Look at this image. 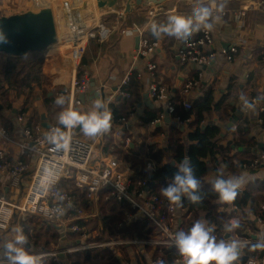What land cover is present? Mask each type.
Instances as JSON below:
<instances>
[{"label": "built area", "instance_id": "built-area-1", "mask_svg": "<svg viewBox=\"0 0 264 264\" xmlns=\"http://www.w3.org/2000/svg\"><path fill=\"white\" fill-rule=\"evenodd\" d=\"M41 1L24 0L18 8L36 10L42 5ZM71 1L74 3L62 7L59 4L57 8L67 11L83 7L87 2ZM190 14L178 13L176 9L167 7L149 6L122 32L120 65L112 71L105 84L95 88L113 115L111 129L107 133L90 138L81 129L77 131L78 127L64 129L70 142L66 148L57 150L45 139L46 133L55 127L46 128L41 123L35 129L23 127L22 140L11 135L9 127H0V173L7 175L0 194V225H3L0 226V238L11 230L16 216L34 218L52 226L57 233V245L71 236L94 235L104 227L100 202L105 190H108L106 200H128L138 209L127 223L138 216L151 219L163 234L160 245L171 246L172 235L180 230L173 226L178 219L177 206L169 204L164 209L158 197L138 201V196L130 188L137 171L130 164L124 165L115 160L114 151L123 139L127 144L131 141L146 144L156 124L155 114L163 103L167 104L170 113L173 112L171 100L175 89L185 97L184 108L192 109L194 92L202 82L179 83L178 65H210L216 57L215 46L224 42L230 44L222 49L223 53L233 58L244 49H251L255 42L264 41V2L260 0L250 1L243 7L224 9L221 20L214 24L212 30L194 34L186 44L164 35L160 39L152 35L153 23L166 24L171 15ZM96 27H99L100 43H105L110 29L101 25ZM93 32L74 31L60 38L46 52L49 57L55 54L51 59L58 60L60 65L62 59H68L71 64V87L67 94L57 93V96L70 100L68 110L82 108L83 103L77 95L88 94L93 89L87 72L82 81L77 82L76 79ZM31 84L32 96L37 101L56 91L54 85L45 83L40 75L35 76ZM259 110L264 113V106L261 105ZM17 120L20 125L24 123L22 116ZM258 123L264 129V119H258ZM7 146H11L15 153H11ZM259 161H254L252 169L264 168V161ZM121 166L123 171L120 172L118 168ZM46 170L53 171L55 175L50 177L45 174ZM262 209L264 211V206ZM59 212L63 214L58 215ZM115 243L118 241L108 245ZM3 253L0 247V264H4ZM54 255L56 258L57 254ZM117 256L121 258L122 254L117 252ZM55 260L62 264L58 258ZM249 261L264 264V254L257 259L249 258L245 264ZM158 262L153 261L152 264ZM175 264H183L180 256Z\"/></svg>", "mask_w": 264, "mask_h": 264}, {"label": "trees", "instance_id": "trees-1", "mask_svg": "<svg viewBox=\"0 0 264 264\" xmlns=\"http://www.w3.org/2000/svg\"><path fill=\"white\" fill-rule=\"evenodd\" d=\"M91 41V44H90ZM107 42V41H106ZM89 46L83 56L81 62V72L86 73L91 70V62L94 55L103 48L98 38H93L88 42ZM257 52L262 54L264 59V45L257 44ZM92 53V57L89 60V56ZM41 52L30 53L26 55H19V57H10L4 54H0V127H9L11 129V135L19 137L22 135L23 127H29L35 129L39 123L43 124L42 114L44 113L46 119L51 124V127H56L58 124V116L61 111H64L68 105V101L59 106L53 102L51 98L36 101L32 96V79L37 76V73L41 67L39 55ZM201 72L199 69L191 72L185 77V81L181 84H187L188 82L199 83ZM252 74L247 80V85L252 83ZM235 91H240V87L235 84V80H232L228 86L226 93L217 97L216 89L214 85H210L199 96L193 97L192 109L186 110L183 102L185 97L180 95L179 91L173 94L171 100V106L173 108L172 115L181 123H186L188 128L186 131L181 129L178 124L174 123L168 129L170 133V146L168 151H163L161 147L156 145H150L148 147L149 154L139 152L144 148L145 143H139L137 141H131L127 144L126 139L119 144L114 153L118 159L125 160L129 163L133 169L137 171V174L132 178L131 192L133 194L135 186L138 185V191H141L142 195L138 196V201H148L154 197H158L161 200V206L166 209L171 204L162 194L160 189L168 183L167 179L174 175L177 171L175 165L188 158L191 161L196 176L201 180V194L203 196V202L201 204H192L186 198L183 200L182 206L178 208V217L181 218L180 230L187 231L196 220L206 219L210 223L216 225V235L218 238L224 237L226 234L222 231V225L232 218H238L241 221V227L232 235L238 238H246V227L253 223L247 221L248 216L251 214H260L264 218V211L259 206H255L253 193L245 191L242 195L237 196L236 201L233 203V209L229 204L222 203L217 194L212 190V182L209 180V175L214 173L215 178L219 174H223L225 178L235 175L240 176L245 170H252L251 165L256 160L263 162L264 148H259L254 139H249L248 134L243 130V124H239L236 129V137L232 141V144L225 145L224 138L222 137V129L218 124L207 125L203 129L204 123L211 122L215 115L218 114L221 122H229L235 115L236 107L231 104L235 103ZM65 94H67L65 92ZM252 100L262 102L264 106V94L251 92ZM42 106V109H41ZM14 110L17 111L15 118L12 117ZM260 113V112H259ZM22 116L24 123L19 125L18 117ZM264 119V113H260L259 119ZM205 124V125H206ZM263 128V126H261ZM166 131V130H165ZM165 131L156 127L151 133L154 135L164 136ZM19 134V135H18ZM250 149L238 151V148ZM114 154V155H115ZM156 159L158 162H164L163 166L157 167L153 170L147 168V164L152 163L149 159ZM168 157H172L175 165H172V161L168 160ZM143 158V159H142ZM117 159V160H118ZM146 160V162H144ZM121 161V160H119ZM129 165L128 163H126ZM137 166V167H136ZM215 180V179H214ZM148 181L152 182L150 191L146 196ZM143 183H145L143 185ZM1 185V182H0ZM2 191V189H1ZM0 191V193H2ZM108 193L105 190L103 197ZM102 197L100 206L102 207V216H112L111 222L108 224L109 231L107 236L103 239H107V242L118 240L119 238H132L140 241H149L150 239L163 237L160 227L147 217L138 216L136 219L138 226H129L127 223L131 214H136L138 209L133 203L128 200L119 201L115 198L110 200H104ZM237 209V210H235ZM107 212V213H106ZM180 213V214H179ZM260 214V215H261ZM261 218V217H260ZM174 229H178L176 223H173ZM54 229V228H53ZM108 230V228H107ZM251 230V229H250ZM28 235L36 234L34 229H26ZM57 233L54 230L53 234L49 237L51 241H55ZM120 241V240H119ZM131 241V240H130ZM105 242V241H104ZM47 242L46 244H48ZM136 256L138 253V246L131 245ZM131 246L126 245H114L110 246L108 250H90L85 252L87 259L84 261L78 260L76 264H85L90 257L94 255L100 256L101 261L109 260L107 264H123L122 260L128 262L126 259L129 257V248ZM47 247V246H46ZM103 248V247H101ZM127 248V249H126ZM4 251V248H1ZM128 251V252H127ZM117 252H121L123 255L122 260L117 256ZM245 254L249 256V251L245 249ZM146 258V257H145ZM144 258V262L147 260ZM179 258V254L175 248L167 245L160 246L156 252L153 253L154 261H163L164 264H175ZM146 264V263H145Z\"/></svg>", "mask_w": 264, "mask_h": 264}, {"label": "crops", "instance_id": "crops-1", "mask_svg": "<svg viewBox=\"0 0 264 264\" xmlns=\"http://www.w3.org/2000/svg\"><path fill=\"white\" fill-rule=\"evenodd\" d=\"M62 1L63 0H60V3H59V0H42L41 2L43 3V5H41L40 7L41 8H46V7L57 8L58 5L61 4ZM238 1H243V0H238ZM250 1L257 2L258 0H247V3ZM262 1L264 2V0H262ZM151 3H152V0L143 1L144 5L145 4L150 5ZM132 4H136V0H134L130 5H127V6L131 7ZM14 6H15V9H18L19 4L14 5ZM191 6H195V5H191ZM40 7H39V9H40ZM144 7H148V6H144ZM162 7L168 8V7H175V6L174 5H172V6L168 5V6H162ZM138 14H140V13H138ZM96 28L97 29L95 30V32L99 29V27H96ZM121 35H122V33H121ZM118 41L120 43V40H118ZM259 43L264 45V41L255 42V44L251 47V49H244V51H242L239 55H235L233 58L229 54L223 53L222 49L225 47H224L223 43H221V44H218L217 47L215 46L214 52L216 53V57L210 65H202V66L195 67L192 65L188 66V65L180 64L176 67L177 79H178L179 83H181L182 81H185V77L188 76L189 74H191V72L199 69L201 72V75H200L201 81L200 82L206 81L207 82L206 87H208L209 84L214 85L216 91L218 90V94H219L218 96L219 97H221L220 95L226 93V90H227L228 86L231 84L232 80H235V84L240 87L239 94L238 95L235 94V96H237V98L235 99V103L231 102V104L232 105L234 104L236 107V111L234 113L235 115L233 116L232 120L229 122H226V123L221 122L219 120L218 114L215 115L213 120H212V121L217 120V122H215V124L216 125L219 124L221 126V129L223 132L222 134L224 135L223 138H224V144L225 145L232 144V141L235 139V137L237 135V133H236L237 132L236 131L237 126L239 124H243V127H244L243 130L245 131L246 134H248V138L254 139L259 148H264V129L258 123L259 115L261 113L259 108L262 105V102H257V100H255V99L252 100L250 95H248L251 92L264 94V59L262 57V54L258 53L257 49H256L257 44H259ZM101 49L102 50L98 53L96 60L102 59L103 54H108V51L110 49H113V47H112V45L107 46L104 44L103 48H101ZM120 55H121V50H120V54L118 55V59L116 60V64L109 63L110 70L108 69L109 72H107V73L105 71H103L102 67L99 66L98 61L94 63L95 67L91 66V69H92L91 73L93 74L92 81L95 83V86L91 90L92 93L89 92L88 94H86L85 102L84 101L82 102L83 108L89 109L88 107H90V109H91L92 101H94L96 99L93 96V92L96 91L95 88L97 86H99L100 84L102 85L103 81H105V83H106L109 74L120 65V63H119L120 62L119 61ZM39 58L41 60L40 61L41 67H40L37 75L42 76L45 83L47 82L50 85H54V88L56 89V91L51 93L45 99L51 98L52 101L54 102L56 100V98L59 97V96H57L58 91H60V92L63 91V92L68 93V91L70 89V86H69L70 82H66V80H69L70 75L65 72L64 67L62 65H60L59 62H56V59L55 60L51 59L52 57H49V55L46 52H41V54L39 55ZM103 59H104V57H103ZM204 66L207 68H204ZM182 67H183V69L180 70V68H182ZM251 74L253 77V81L251 84L249 83L247 85V80ZM61 87H63V88H61ZM216 94H217V92H216ZM242 96L244 99H241ZM77 98H78V95H77ZM244 100L254 101V104H255L254 111L248 110V109H245L242 111ZM167 103L169 104V101H167ZM69 105H70V100L68 101L67 110H68ZM41 109H42V106H41ZM65 109H66V107H65ZM44 116H45V114H44ZM155 116H156V122L158 123L157 127L164 130V131L166 130V131H165L164 136H161V135L152 136L151 142L149 144H147L144 148L139 150V152L146 153V155L150 153L149 149H148V147L150 145H156L158 147H161L163 149V151H166L164 149L163 145H164L166 137L168 136L170 138V133H168V129L174 123L177 122L176 124H178L179 127L181 129H183L184 131H186L188 128L186 123H181L176 118L173 117L172 113H170L169 110L167 109L166 103L165 104L163 103V106L160 108L159 112L155 114ZM45 118H46V116H45ZM209 123L208 124L204 123V125L206 124V126H207V125H209ZM14 137L17 138L18 140L23 139L22 135H19V137H17V135H16ZM259 145H261V147ZM169 146H170V141L168 140V148H169ZM237 148L238 147H236V149ZM7 149L11 153H15L14 149L11 146H7ZM244 150H247V149H244L243 147L238 148V151L242 152ZM250 151H251L250 149L247 150V152H250ZM168 158H167V161H168ZM171 160L173 161L172 157H171ZM150 161L152 162L154 169L157 167L163 166V163H164V162H158L156 159H152V157L149 159L148 162H150ZM213 174L214 173L209 175V180H211V181H214V179H216ZM0 175L4 176V179L6 180V176H7L6 174L0 173ZM242 175L247 179V183L243 186V188L241 190H239L238 196L242 195L245 191L248 190V191L253 193L254 201L256 202L255 206L256 205L259 206L260 209L263 208V206H264V168H261L260 170L256 169V168L252 169V170H245V172H243ZM0 182L2 183L1 177H0ZM148 182H150V181H148ZM146 184L148 187H150L148 183H146ZM137 187H138V185H136L134 187L135 188L134 193L139 195L141 193V191H139L137 193V191H138ZM148 187H147V189H148ZM147 189L145 191L146 193H148L150 191L149 190L147 192ZM229 206H231V208L233 209V204H229ZM235 210H237V209H235ZM261 213L262 212H260V214ZM260 214H256V215L251 214L250 216H248L247 221H249L250 223L252 222L253 226L250 227V224L247 225V227H246L247 237L242 238V240L252 241L258 237H264V218L262 217V214L261 215ZM137 218L138 217H135L134 219L131 220V222L128 223L130 227L131 226H135V227L138 226L137 221H136ZM175 223H176L175 227L180 229V225L182 223L181 218L178 217V219ZM12 225H11V227H12ZM42 225H43V223H42ZM48 226L47 227L41 226L40 228H34V230L36 231V234L28 235L27 233H25V235H27L28 239L31 240V241H29V248H30V252L32 254L41 255L42 250L46 246L48 247L52 244L50 242L51 240L49 237L51 234V229L53 227L52 226L48 227ZM105 227L106 226L103 227L102 232H106ZM27 228L29 229V227H26L25 229H27ZM10 231L7 232L6 235H4L0 238V247L1 248H3L4 244L11 241V240H8L10 237ZM98 233H101V232H96L94 235H91V236H82V235L71 236V237H68V238L60 241V243H59L60 245H57L56 241H55L53 243L54 245L52 244V246L54 247V249H55L54 251L57 254L56 258L61 260L60 262H63V264H76L78 262V260H81V261L86 260L87 256H86L85 252L92 250L89 247H87V245L89 244V240L91 238H93ZM103 237H105V236H103ZM162 238L163 237L150 239L149 241H146V242L140 241L137 239H131V241H127L124 243H120L118 241V243H115L113 245H109L108 247L105 246V247L101 248L98 246L96 249H100L99 251H101V250H108L109 251L111 249L109 247L110 246L114 247V245H117V246L120 244L126 245V246L136 245V246H138L139 255L136 256V253L134 252V250L131 246L129 248V252L128 251L127 252L129 254L130 258L132 259V262L128 263V262L122 260V258H123V256H122L120 258V260H122V263L123 264H145V263L146 264H152V262L154 261L153 253L156 252L157 248H159L161 246L160 242H161ZM13 239L14 238H12V240ZM239 239H241V238H239ZM103 241L107 242V239H103ZM47 242H49V243L46 244ZM147 250L149 252H147ZM49 252H53V251H49ZM263 254H264V252L256 251V252H249V256H247L244 252L243 260L246 257H248V259L249 258L250 259H257V258L261 257V255H263ZM52 257L54 258V261L56 262L55 255H53ZM144 258L147 260V262L143 261ZM51 259L52 258H46V255H45L44 264H58L57 262L55 263ZM102 263L107 264V263H109V260L102 262L101 261V255L100 256L94 255L93 257H90L88 259V262H86L85 264H102ZM242 264H244L243 261H242Z\"/></svg>", "mask_w": 264, "mask_h": 264}, {"label": "clouds", "instance_id": "clouds-1", "mask_svg": "<svg viewBox=\"0 0 264 264\" xmlns=\"http://www.w3.org/2000/svg\"><path fill=\"white\" fill-rule=\"evenodd\" d=\"M226 7V0H195V6L188 16L171 15L166 24L151 25L152 35L160 39L162 35L174 38L181 43H187L194 34L200 31H210L214 24L219 22ZM0 42H6V38L0 32ZM241 99H244L243 96ZM55 103L63 106L66 98L60 96ZM255 109V104L250 100H244L242 111ZM113 115L105 102L97 96L92 101L90 110L81 113L76 109L64 110L59 113L58 124L60 127L52 128L46 133L45 139L55 145L56 149L66 148L70 137L64 129L79 127L83 134L95 138L107 133L112 126ZM177 171L171 177L166 186L160 189L161 194L177 207H181L186 198L192 204H201V180L196 176L190 159L184 158L175 165ZM153 170L152 165L148 166ZM45 174L54 176L51 170ZM247 183V179L241 176H230L225 178L221 173L212 182V190L217 194L219 200L225 204H233L238 196L239 190ZM62 215L63 212L57 213ZM3 226V225H0ZM241 227L238 218H232L222 225V231L226 234L218 238L216 225L206 219H198L187 230H178L171 237V246L183 260V264H242L245 249L249 252H264V237L255 240H242L235 233ZM13 240L3 245L4 264H44L45 255H36L30 252L29 241L22 227L14 229ZM158 264H164L159 261ZM249 264H252L249 261Z\"/></svg>", "mask_w": 264, "mask_h": 264}, {"label": "water", "instance_id": "water-1", "mask_svg": "<svg viewBox=\"0 0 264 264\" xmlns=\"http://www.w3.org/2000/svg\"><path fill=\"white\" fill-rule=\"evenodd\" d=\"M134 0H87L83 7L74 8L67 11H62L60 8H40L36 10H24L17 11L15 6L8 8L9 13H4L3 4L0 2V32L6 38V42H0V54H4L10 57H19V55H26L37 52H47L54 45L55 42L59 41L60 38L71 35L74 31H87L90 32L95 27V18L101 15L112 14L118 11V6L125 2L126 5H130ZM153 6H172L179 4V0H152ZM183 3L188 6L195 5V0H183ZM229 42H224V47L229 46ZM56 62H59L56 60ZM65 67V72L70 75L71 64L68 59H62L60 61ZM204 68H207L204 66ZM92 82V87L95 83ZM207 82L202 81L201 85L194 92V96L199 94L207 88ZM177 89L173 91L176 93ZM92 93V92H91ZM93 96L100 97L97 91L93 92ZM66 98V97H65ZM86 94H79L78 99L85 102ZM92 98V97H91ZM69 101L66 98V102ZM254 103V101H251ZM244 105V103H243ZM1 106V105H0ZM1 108V107H0ZM17 111L14 110L12 116L15 118ZM44 120V126L48 128L49 122L45 116H42ZM172 121V120H171ZM217 120L212 121L209 125H213ZM206 125H203V129ZM80 128H77L79 131ZM224 135L222 134V137ZM167 136L164 142V149L168 150ZM261 147V145H259ZM168 160L172 161L169 157ZM172 165L175 162L172 161ZM149 186H152V182H148ZM150 190L148 187L147 192ZM248 257L244 258L243 263L248 261Z\"/></svg>", "mask_w": 264, "mask_h": 264}, {"label": "rangeland", "instance_id": "rangeland-1", "mask_svg": "<svg viewBox=\"0 0 264 264\" xmlns=\"http://www.w3.org/2000/svg\"><path fill=\"white\" fill-rule=\"evenodd\" d=\"M65 1H68V0H63V2H65ZM143 1H145V0H136V4H132L131 7H128L125 2H122L118 6V11L117 12L112 13V14H107V15H101V16H98L96 18L97 21L94 22V24H92V27L101 25L102 27H105V28H109L110 29V34H109V37L107 39V42L103 43L102 46L104 44L107 45V46L108 45H112L113 49H110L108 51V54H103L102 59H97L96 60V57L98 55H94L93 56V60L91 62V66L92 67H95V64L94 63L98 61L99 66L102 67L103 68V71H105L107 73L110 70L109 63L116 64V60L118 59V55L120 54V50H121V47H120L121 46L120 45V43H121V37H122L121 33L124 30H126L127 28H129V26H131V24H133L134 19L138 15V13H143V11L145 10V8H148L149 6H153L152 3L150 5H148V4H145L144 5L143 4ZM0 2L3 4L4 13H9L8 8H10V7L13 8L12 6L17 5V4L22 5L23 2H24V0H0ZM246 3H247V0H243V1L226 0V7H225V9H232V8H237V7H243L244 5H246ZM42 5H43V3H42ZM144 6H148V7H144ZM193 7L194 6H188L187 4L183 3L182 0H179V4L175 5V7H168V8L169 9H171V8L172 9H176L178 11V13H179V12H191ZM19 8L16 9V10L17 11L18 10L19 11H24L25 10V8L24 9H19ZM92 31H94V32H93V34H91L92 36L90 37V40L93 39V38H96V37L99 40V33L97 31L95 32V29L92 30ZM118 40H120V43H119ZM90 44H91V41H90ZM88 46H89V44H88ZM53 56H55V54H52V57ZM91 57H92V53L89 56V60L91 59ZM103 57H104V59H103ZM182 69H183V67L180 68V70H182ZM91 72H92V69L89 71V73L87 72V77H89L88 79H92V77H93V74ZM83 76H84V74H83V72H81V68H80L78 70V73H77V76H76L77 82L82 81V79H83L82 77ZM108 78H109V76H108ZM70 80H71V77L69 76V80H66V82H70ZM103 84H105V81H103ZM69 86L71 87V84L70 83H69ZM99 86H101V84ZM61 88H63V87H61ZM63 93H65V92H63ZM235 94L238 95L239 92L238 91H235ZM218 95L219 94H218V90H217L216 96H218ZM88 108L89 109L82 107V108H77L76 110H78V111H80V112L83 113V112H86V111L90 110V107H88ZM65 110H67V107H66ZM43 115L44 114H42V116ZM47 122H48V119H47ZM43 124H44V120H43ZM157 124L158 123L156 122V124H155L152 132L157 127ZM151 138H152V134H151L149 140L146 142L145 145H147V144H149L151 142V140H152ZM114 159L115 160L118 159L117 156H116V154L114 155ZM119 160H121V161H119ZM118 161L121 162V163H123L124 165H127L126 163L133 164V162H131V161L124 162L125 160H122L121 158L118 159ZM144 162H146V160H144ZM147 168H148V164H147ZM122 169H123V167L121 166L120 168H118V171L121 172V171H123ZM0 177L2 178V183L0 185V191H1V189L4 186L5 179H4V176H2V175H0ZM103 198L105 200L106 195H104ZM111 218L113 219L112 216H104V218L102 216L103 225L106 226L105 227L106 232H102L100 230L101 233L96 234L93 238H91L89 240V244L87 245V247H89L92 250H96V248L98 247V245H101V247H104L106 245L108 247L109 246L108 244H111L113 241H119L120 240L119 242L124 243V242L130 241L132 239V238L123 237V238H119L118 240H113L112 242H107V243L104 242L103 240H101L102 239L101 237L106 236L107 235V231H109V227L110 226L108 224L111 222ZM42 223H43V225H42ZM41 226H46L47 227L48 225H46L43 221H39V220L34 219V218H25V217H22V216H16L15 219H14V221H13L12 229L10 231V237H9L8 240H12V238L15 237V234L16 233H15L14 229L17 228V227H22L23 230H24V233H26V229H25L26 227H29V229L32 230L34 228H40ZM107 228H108V230H107ZM53 231H54V229L52 228L51 229L50 236L53 234ZM28 241H31V240L28 239ZM55 241H50V242L53 244ZM52 244L50 246H48V247H45L42 250L41 254L42 253L45 254L46 255V258H52L51 260L54 261V258L52 256L54 254H56V253L54 251L55 249L52 246ZM49 251H53V252H49ZM147 252H149V251L147 250ZM126 260L128 261V263H131L132 262V259L130 258V256ZM62 264H63V262H62ZM102 264H104V263H102Z\"/></svg>", "mask_w": 264, "mask_h": 264}, {"label": "bare ground", "instance_id": "bare-ground-1", "mask_svg": "<svg viewBox=\"0 0 264 264\" xmlns=\"http://www.w3.org/2000/svg\"><path fill=\"white\" fill-rule=\"evenodd\" d=\"M59 3H60V0H59ZM72 3H74V2H72L71 0H68V1H65V2H61V4H60V7H62V6H66V5H71ZM91 3H93V2H91ZM74 7H77V5H75ZM162 7V6H161ZM160 7V8H161ZM97 20H96V18H95V20H94V22H96Z\"/></svg>", "mask_w": 264, "mask_h": 264}]
</instances>
